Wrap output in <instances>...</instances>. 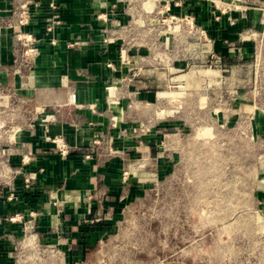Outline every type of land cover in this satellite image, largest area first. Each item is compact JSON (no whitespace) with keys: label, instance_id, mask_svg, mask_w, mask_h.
<instances>
[{"label":"rangeland","instance_id":"rangeland-1","mask_svg":"<svg viewBox=\"0 0 264 264\" xmlns=\"http://www.w3.org/2000/svg\"><path fill=\"white\" fill-rule=\"evenodd\" d=\"M125 1L110 28L122 56L109 102L136 132L163 123L166 139L181 134L183 151H167L159 171L150 162L144 194L85 263L264 264L253 196L264 181V0ZM24 105L0 115L21 120Z\"/></svg>","mask_w":264,"mask_h":264},{"label":"crops","instance_id":"crops-1","mask_svg":"<svg viewBox=\"0 0 264 264\" xmlns=\"http://www.w3.org/2000/svg\"><path fill=\"white\" fill-rule=\"evenodd\" d=\"M24 1L0 0V114L11 109L14 116L20 103L26 112L21 120L0 115V217L38 214L25 241L23 223L2 222L0 264H74L117 233L125 209L144 194L139 176L154 159L159 171L167 151L180 156L183 139H166L163 123L136 132L109 102L122 56L110 28L115 19L125 21V0H31L25 29L40 42L28 64L15 34L28 9ZM52 3L62 21L55 43L45 34ZM252 118L256 124V112ZM253 196L264 208V181L254 184Z\"/></svg>","mask_w":264,"mask_h":264},{"label":"built area","instance_id":"built-area-1","mask_svg":"<svg viewBox=\"0 0 264 264\" xmlns=\"http://www.w3.org/2000/svg\"><path fill=\"white\" fill-rule=\"evenodd\" d=\"M31 0H25L22 4L23 7L27 8L23 14H22V22L20 28L16 29V37L18 40L22 42L23 54L25 57L26 64L30 63L32 59L39 53V42L40 40L36 37L33 31L26 30L25 26L29 23V17L28 13L33 12L32 9L29 8V5H32ZM61 15L58 11L57 5L52 3L50 6V11L48 12L47 17V23L45 28V34L46 36H49L52 43L56 42V38L53 37V34L55 33V30L57 27L61 24ZM57 141V147L61 153H67L68 152V146L65 142H63L61 139H58ZM95 142H98L96 139ZM4 175V172L2 169H0V178ZM129 171H125L123 174L124 180H127V178L130 176ZM32 179H34V175H30L29 177L25 178V186L28 187L30 183H32ZM14 196V193H10L9 199H12ZM37 211L31 210L29 218H25L22 214H14V215H8L5 217H0V225L3 221H11V222H21L23 223L24 227V235H23V241L30 238L33 233L34 229L36 228L37 224ZM43 250L41 251V253ZM74 264H85V261L78 260L75 261Z\"/></svg>","mask_w":264,"mask_h":264},{"label":"bare ground","instance_id":"bare-ground-1","mask_svg":"<svg viewBox=\"0 0 264 264\" xmlns=\"http://www.w3.org/2000/svg\"><path fill=\"white\" fill-rule=\"evenodd\" d=\"M31 238V237H30ZM28 243H29V241H28Z\"/></svg>","mask_w":264,"mask_h":264}]
</instances>
